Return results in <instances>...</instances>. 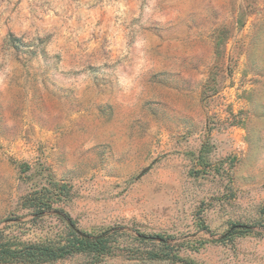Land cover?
Instances as JSON below:
<instances>
[{
    "label": "rangeland",
    "instance_id": "374dc122",
    "mask_svg": "<svg viewBox=\"0 0 264 264\" xmlns=\"http://www.w3.org/2000/svg\"><path fill=\"white\" fill-rule=\"evenodd\" d=\"M23 201L112 237L43 264H264V0H0V227Z\"/></svg>",
    "mask_w": 264,
    "mask_h": 264
},
{
    "label": "trees",
    "instance_id": "16d2710c",
    "mask_svg": "<svg viewBox=\"0 0 264 264\" xmlns=\"http://www.w3.org/2000/svg\"><path fill=\"white\" fill-rule=\"evenodd\" d=\"M54 202L23 201L22 208L28 210L30 219L18 217L4 221L5 225L0 227V264H43L76 253L100 256L109 252L112 238L109 232L90 235L78 231L74 222L62 210L52 208ZM53 213L65 224L67 233L64 237L62 233L61 236L56 233L54 237L49 233L40 241L24 240L23 234L34 232L46 215ZM138 237L142 241H155L159 238L158 235ZM161 244H166V241L161 240ZM147 256L150 259L159 258L156 253H148ZM172 257L177 259L176 255Z\"/></svg>",
    "mask_w": 264,
    "mask_h": 264
}]
</instances>
